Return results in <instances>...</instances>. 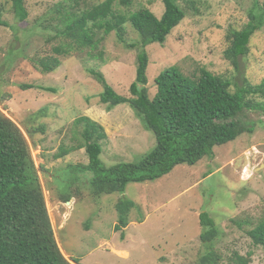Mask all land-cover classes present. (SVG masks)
<instances>
[{
    "label": "rangeland",
    "instance_id": "1",
    "mask_svg": "<svg viewBox=\"0 0 264 264\" xmlns=\"http://www.w3.org/2000/svg\"><path fill=\"white\" fill-rule=\"evenodd\" d=\"M67 0H27L28 19L20 23L12 4L0 0L7 26H0V111L22 130L29 144L59 249L71 264H198L207 247L200 235V214L216 222L219 236L213 248L219 264H264V248L256 246L249 232L264 222V114L245 110L240 118L252 132L214 149V158L195 166L181 165L169 175L145 183H131L125 193L95 197L89 181L93 174L85 167L89 158L83 127L74 121L86 116L99 123L108 138L102 141L100 159L106 168L140 162L154 150L156 138L143 119L128 105L112 111L101 103L103 86L88 72H102L119 95L131 97L130 87L137 76L140 37L126 26L123 43L113 32L106 36L102 59L86 54L69 61L51 74H43L32 59L52 55L62 41L49 42L51 11ZM99 4L106 0H87ZM119 3V1H118ZM186 18L164 45L147 47L150 57L148 90L153 99L155 80L167 68L177 67L184 75L198 78L206 69L233 82L232 92L248 80H264V27L252 39L249 56L237 71L224 57L229 29H242L250 15H262L264 0H178ZM147 8L161 18V0H139L131 14ZM53 21V22H52ZM46 27V28H45ZM96 55V52H92ZM54 87L57 94L22 86ZM261 101L260 99H256ZM43 108L42 118L34 115ZM45 126V132L29 137L27 128ZM75 147V148H74ZM78 149L58 158L62 150ZM63 194H70L69 202ZM132 200L138 209L129 215V225L116 231L120 200ZM125 235L123 238L122 235Z\"/></svg>",
    "mask_w": 264,
    "mask_h": 264
},
{
    "label": "trees",
    "instance_id": "2",
    "mask_svg": "<svg viewBox=\"0 0 264 264\" xmlns=\"http://www.w3.org/2000/svg\"><path fill=\"white\" fill-rule=\"evenodd\" d=\"M20 23L25 22L29 12L27 0H7ZM119 1V3H118ZM139 0H106L89 4L87 0H67L51 11V33L48 41L58 38L61 43L52 49V55H40L32 59L41 73H55L72 58L86 54L103 58L104 41L115 32L119 40L127 43L126 26L131 25L140 37L131 49L138 48L137 76L130 87L131 97L119 95L109 85L105 75L93 69L88 72L103 86L101 103L110 112L120 105L131 107L137 118H142L156 138L154 150L140 162L123 163L106 168L100 156L102 141L108 138L104 128L91 118L83 116L74 121L82 126L84 143L89 164L85 167L92 173L89 181L93 196L101 197L114 193H125L131 183L157 181L181 165L195 166L205 158H214V149L235 141L244 133L252 132L240 120L245 110L264 114V80L253 85L248 80L232 92L233 82L206 69L200 76L192 78L173 66L164 70L155 80L157 92L153 99L148 90V68L150 57L147 47L164 45L172 31L186 18V12L178 0H161L165 10L158 18L147 8L137 9L127 15L120 8L130 9ZM262 15H250V21L242 29H229L226 35L228 46L225 59L238 71L241 60L249 56L253 37L264 27V3ZM0 10V26H7ZM52 21V22H53ZM96 52L93 55L92 52ZM23 90L38 89L57 94L54 87L37 85L22 86ZM260 99L261 101H257ZM43 108L34 115V121L42 118ZM46 128H27L29 137ZM75 148V147H74ZM62 150L58 158L78 149ZM69 202L70 194H63ZM119 223L116 231H124L129 225V215L138 209L132 200H120L116 206ZM202 233L200 239L207 247L198 264H219L220 256L213 248L219 236L215 220L208 213L200 214ZM253 243L264 248V222L249 232ZM123 238L125 235H122ZM243 264L248 261L241 260ZM79 264V261L75 260ZM0 264H71L58 247L55 231L38 169L34 163L29 144L20 127L0 111Z\"/></svg>",
    "mask_w": 264,
    "mask_h": 264
}]
</instances>
